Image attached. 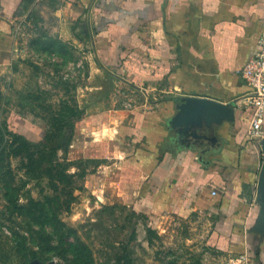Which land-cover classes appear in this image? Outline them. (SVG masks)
I'll list each match as a JSON object with an SVG mask.
<instances>
[{
  "label": "rangeland",
  "instance_id": "obj_1",
  "mask_svg": "<svg viewBox=\"0 0 264 264\" xmlns=\"http://www.w3.org/2000/svg\"><path fill=\"white\" fill-rule=\"evenodd\" d=\"M36 0L0 55V264H256L210 249L204 221L150 219L115 137L147 89L104 67L89 25Z\"/></svg>",
  "mask_w": 264,
  "mask_h": 264
},
{
  "label": "crops",
  "instance_id": "obj_2",
  "mask_svg": "<svg viewBox=\"0 0 264 264\" xmlns=\"http://www.w3.org/2000/svg\"><path fill=\"white\" fill-rule=\"evenodd\" d=\"M36 0H0V55L13 25ZM62 14L85 21L100 63L147 89L151 107L115 127L141 184L135 208L150 219L204 221L210 249L264 264V203L259 193L262 141L249 127L250 91L240 75L261 49L264 0H61ZM185 97L233 103L234 121L199 131L174 127Z\"/></svg>",
  "mask_w": 264,
  "mask_h": 264
},
{
  "label": "water",
  "instance_id": "obj_3",
  "mask_svg": "<svg viewBox=\"0 0 264 264\" xmlns=\"http://www.w3.org/2000/svg\"><path fill=\"white\" fill-rule=\"evenodd\" d=\"M177 114L172 120L174 127L181 128L196 140H214L199 131L212 129L224 121H234L233 103H222L208 98L185 97L180 99ZM263 166L259 179V193L264 203V140L262 141Z\"/></svg>",
  "mask_w": 264,
  "mask_h": 264
},
{
  "label": "built area",
  "instance_id": "obj_4",
  "mask_svg": "<svg viewBox=\"0 0 264 264\" xmlns=\"http://www.w3.org/2000/svg\"><path fill=\"white\" fill-rule=\"evenodd\" d=\"M260 44L261 49L244 64L240 71L241 77L250 88L246 99L253 111L249 127L252 139H259L264 128V31Z\"/></svg>",
  "mask_w": 264,
  "mask_h": 264
}]
</instances>
